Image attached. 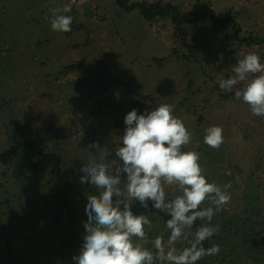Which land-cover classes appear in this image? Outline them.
<instances>
[{
	"label": "rangeland",
	"instance_id": "374dc122",
	"mask_svg": "<svg viewBox=\"0 0 264 264\" xmlns=\"http://www.w3.org/2000/svg\"><path fill=\"white\" fill-rule=\"evenodd\" d=\"M164 1L182 11H191L196 2ZM65 5H71L63 14L73 17L72 30L55 32L51 9ZM200 6L235 17L241 37L264 40V0H203ZM250 52L264 63V43L239 45L231 31L208 24L178 33L170 22L149 23L137 12L125 13L115 0H0V153L26 142L60 156L65 168L108 163L120 146L127 113L172 105L192 133L183 150L200 153L209 182L232 185L230 202L211 222L219 231L210 247L218 244L221 250L206 264H264V201L258 202L264 199V117L252 115L235 98L243 82L229 100L217 90ZM213 125L223 129L219 149L203 142L204 130ZM93 142L104 150L88 149ZM48 179L26 168L20 157L9 166L0 164V264H73L75 254L63 248L68 232L59 228H83L85 214L74 201L62 211L64 199L42 197ZM6 201L12 203L9 209ZM47 204L48 213L42 211ZM80 208L83 212L85 203ZM150 219V238L167 239L165 222L156 213Z\"/></svg>",
	"mask_w": 264,
	"mask_h": 264
},
{
	"label": "clouds",
	"instance_id": "9594fccd",
	"mask_svg": "<svg viewBox=\"0 0 264 264\" xmlns=\"http://www.w3.org/2000/svg\"><path fill=\"white\" fill-rule=\"evenodd\" d=\"M70 11L71 5L51 9L53 31L72 30L73 17L63 14ZM231 71L234 75L221 80L220 89L231 92L243 82L235 98L247 104L252 115L264 117V63L260 56L246 54ZM173 113L169 104L143 114L131 110L124 118L115 159L83 164L79 169V183L96 188L98 194L86 197L82 244L72 257L73 264H197L206 256L219 254L218 244L205 248L204 242L219 231L211 222L230 202L228 189L232 185L209 182L200 153L183 150L191 143L192 133ZM204 131V144L219 149L224 142L222 127L213 125ZM87 148L104 150L98 142ZM169 190L175 194L170 196ZM130 201L138 202L145 212L134 214ZM156 212L170 217L165 221L170 232L167 239L161 234L150 238L146 230L153 227L150 216ZM198 220L204 223L196 227ZM181 241L185 246L177 247Z\"/></svg>",
	"mask_w": 264,
	"mask_h": 264
},
{
	"label": "trees",
	"instance_id": "16d2710c",
	"mask_svg": "<svg viewBox=\"0 0 264 264\" xmlns=\"http://www.w3.org/2000/svg\"><path fill=\"white\" fill-rule=\"evenodd\" d=\"M117 6L124 11L127 14L132 13H139L146 21L149 23H153L155 21H163V22H170L172 26L175 28V30L178 33L183 32V28L186 26H194L198 24H208L213 26L215 31H231L233 41L235 40V43H238L239 45H249V46H255V45H261L264 43V40L262 39H254L252 35H249V37H241L242 34V28L240 26V23L237 21V19L233 16L225 17L222 15H218L216 11H214L212 8L205 7L204 9H201V2L203 0H196V2L193 5V9L191 11H182L181 6L178 4L172 2V1H164V0H158L154 1L152 3H149L147 1H137L133 2L132 0H115ZM174 54H179V51H174ZM183 58V57H182ZM184 58L187 59L186 56ZM223 99L229 100L233 95L231 92H225L224 90L218 89ZM216 90V91H217ZM146 98V97H145ZM18 157L22 158V160L25 162L26 168L37 172L42 175L49 176V179L46 183V191L45 193H41L42 197H44L47 200L53 199L54 201L57 200L58 203H60V200L64 199V203H60V206L58 207L59 210H64L66 205L68 203H71V201H74L77 203L80 207L82 204L87 203L86 197L91 194H97L98 190L94 187H91L90 185H82L79 183L80 180V173L79 169L77 168H65L63 166V161L60 158V156L55 154H48L43 153L40 151L36 145L31 143H17L16 145L11 146L9 149L4 151L3 153H0V164L3 166H9L11 165ZM50 192V194L53 195H46L47 192ZM56 197V200H55ZM81 199L79 202L78 199ZM264 201L262 197H259V201ZM130 203L133 204L132 209L135 210H142L143 208L139 205V203L135 201H130ZM8 209L11 206V202L6 201ZM50 204L45 205V207L42 208L43 212L48 213ZM79 207L81 214H85V210L82 212V208ZM151 207V205H149ZM263 212V207L260 205ZM139 211H134V214H138ZM157 215L161 218L162 221H166L170 217L165 212H156ZM47 215V214H46ZM58 217L60 215H55ZM80 214L76 216V218L79 217ZM45 216V215H44ZM76 218H71V223L75 225L77 223ZM59 220H61L59 218ZM85 220H86V214H85ZM58 224V218L57 222ZM203 224V221H197L196 227H199ZM60 231H66L68 232L67 239H64L63 241V248H65L69 254H75L77 255L79 253L80 246L82 244V240L78 239L79 235L81 233H84V228L81 227V224L77 226V228H73L72 230L64 228H59ZM49 234H46L47 236H52L53 233L56 232V227L53 229ZM58 231V233L60 232ZM75 236H78L75 237ZM243 239L244 237L240 238L239 242L243 246ZM71 240H74L76 243V246H74L71 243ZM210 240L204 242V247L209 248L210 247ZM208 256L204 257L200 261L197 262V264H206Z\"/></svg>",
	"mask_w": 264,
	"mask_h": 264
}]
</instances>
